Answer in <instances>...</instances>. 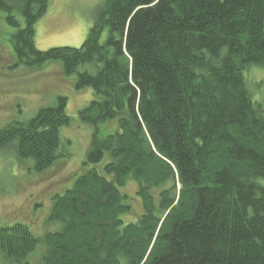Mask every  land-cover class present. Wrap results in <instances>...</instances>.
Listing matches in <instances>:
<instances>
[{
  "label": "trees",
  "instance_id": "trees-1",
  "mask_svg": "<svg viewBox=\"0 0 264 264\" xmlns=\"http://www.w3.org/2000/svg\"><path fill=\"white\" fill-rule=\"evenodd\" d=\"M47 7L0 0L18 27L16 64L58 62L77 90L91 88L78 116L93 131L86 169L52 196L58 228L0 225L5 260L29 264L40 244V264H264V104L245 76L264 67V0H105L79 47L40 50L35 24ZM66 105L58 95L11 119L0 147L13 144L35 171L68 157ZM130 180L142 213L125 222Z\"/></svg>",
  "mask_w": 264,
  "mask_h": 264
},
{
  "label": "rangeland",
  "instance_id": "rangeland-1",
  "mask_svg": "<svg viewBox=\"0 0 264 264\" xmlns=\"http://www.w3.org/2000/svg\"><path fill=\"white\" fill-rule=\"evenodd\" d=\"M105 0H48L44 15L35 24V45L40 50L54 46L79 47L98 16ZM19 26L23 18L15 13ZM6 13L0 10V127L11 119L26 120L45 106L53 105L58 95L67 97L66 112L71 117L68 126L60 129L66 142L68 157L58 160L44 171H35L28 160L20 158L13 144L0 147V225L16 222L27 224L35 235L42 236L58 228L49 221L52 196L70 187L75 175L86 169L83 164L93 127L80 120L78 112L94 97L91 88H75V75L61 73L59 63L40 67L16 64L11 36L18 29L9 24ZM108 34L104 28L101 41ZM61 67V66H60ZM250 89L256 100L264 104V67L252 66L245 72ZM101 125L99 134L112 132V124ZM104 158L95 164L101 169ZM264 185V177L258 179ZM129 194L132 210L123 215L125 222L136 220L142 213V205L136 190L137 184L130 180L122 189ZM36 252L28 258L29 264H40L39 244ZM0 264L7 262L0 253ZM16 264V263H15ZM25 264V263H17Z\"/></svg>",
  "mask_w": 264,
  "mask_h": 264
}]
</instances>
